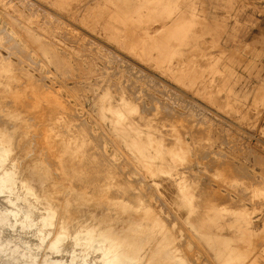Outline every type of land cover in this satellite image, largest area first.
<instances>
[{"label": "bare ground", "instance_id": "bare-ground-1", "mask_svg": "<svg viewBox=\"0 0 264 264\" xmlns=\"http://www.w3.org/2000/svg\"><path fill=\"white\" fill-rule=\"evenodd\" d=\"M32 1H34V0H32ZM56 1L58 2V4H59L58 6L60 8H66V6L68 4H70V2H72V4H73V2H76L77 4L79 2V0H56ZM93 1H95V0H93ZM182 1L183 0H99V2L97 4H94L93 6L82 7V9L78 11L79 13L83 12L85 14L86 13L91 14L90 15L91 18L89 20H87L89 22H86L87 25L92 30H94L95 33L98 32V34L102 38L106 39L107 41L114 43L123 52V54L125 53V54H129L131 56L135 55V56H133V57H135V59H136V57L138 58V56L140 55L143 60L147 61V64L149 66H153V68H155V70L157 69L161 73V77H162L161 79L162 80L158 79V77L155 78L152 75L149 76L150 74L148 75V73L145 70H143L141 67H140L141 70H140V68L138 69L137 67H135V70L141 72L143 77L144 76L147 77L146 80H148V81L146 83L148 85L154 86V88H155V91L152 90L153 88L147 89V87H146L145 88L146 90H144V88H143L142 92H145L146 94L149 95L148 96L149 99H146V100L144 99L143 96H139V95L136 97L131 96L127 92L125 87L121 84L117 87V89L115 91H113V92H115L114 94L111 92L112 90L109 89L114 84L109 85L108 86L109 88L105 87L104 82L103 81L101 82V80L98 81L99 80L98 78L96 79V82H94L92 84V90L95 93H97V95L100 94L99 97L96 98L97 100H95V102L99 104L101 114H100V119L95 118L96 120L95 119L92 120L93 118L92 119L90 118L91 124L93 121H95L94 123H96L98 125V131H101L102 135H104L102 137H104L106 141L103 138V141H105V142H103V141L102 142L104 144L99 143V144L103 145L100 148L104 147L103 148V149H105V150H103L104 153L112 154L116 158L117 157H123L129 163V166L131 167L132 174H129V175L126 174L125 175V174H123L124 173L123 172L122 175H125L123 177L121 176V171L119 170V169H123V168H120L121 166H119L121 159H119L120 160L119 164L116 165L115 163H117V162H114V160L117 161L116 158H113V156H111L112 157V158L110 157L111 159L105 160L106 156H105V154L102 153V155L105 156V159H103V161L105 160V166H103L104 164L102 163V160H101L103 157L100 154V152L97 151V148L95 150L97 153L99 152V154L101 155L100 157H102V158H100V159L99 158L95 159V157L98 155L97 154L96 156H94V159L92 160L94 153H91V152H94V149H93V151H91V147L89 148L90 152L88 150H87L88 152H86V150H85L86 146L90 145V142H91L90 139L91 138L88 139L87 142H85L84 139H86L87 136L89 137L90 134L89 135L86 134V136L84 135L86 138L85 137L83 138V132L84 131L81 132V130H79L80 132L75 135V133L77 131L74 128L75 124H74V122H72V120L74 119V121H75V118H73V117H75V113L79 111V109H78V111L75 110L78 107V105H76L78 103L77 102H76V104L74 103L76 105L75 106L76 108L72 107V106H74L72 104V102H71L72 106L69 105V102H67L66 99L62 98L63 97L62 94L64 91V92H67V94L69 96H74V98L76 97L77 99H78V95H75L76 93H75V90L73 88H70L66 85V83H65L66 79H63V78L59 79L60 77L57 78V79H59L58 81L60 82L61 88L58 86L60 88V90L59 89H58L59 91H57V89L54 90L53 88L56 87V85L53 84L54 85L53 88L51 85L54 81V80L52 81L53 78L50 77L51 82H52L51 84L48 85L46 83V85H45L43 83L44 81H46L45 79L39 78V80H37V78H36L37 76L35 77V75L30 74V71L25 70L26 68L23 67V63H21L23 61L20 58V57H22V55H20V52H22V50H18L19 51L18 53L20 55V57L18 56V58H20V60L16 61V63L13 62L14 60L9 57V55L13 54L12 52H10L11 54L9 53V55L7 53L8 56L4 55L6 57H4L2 53H0V94H1L0 97H3L5 92H8V93L10 92V94H11V92H14L12 95L14 96V94H17V96H19L22 101L19 98H16V99L20 100V102L23 103L24 107L27 105V103H29L28 99L33 98V101L30 100V102H32V103H30V104H32V106L29 105L30 107L28 106L29 109H26V111L24 110V107H22L23 108L22 109L20 106H19L20 107L19 109H22V110H18L16 108H14L15 110L13 109V111H10L11 109H8L10 107L9 105H8L9 106L8 108L6 107L7 111L9 110L8 113L6 112V110H4V111L0 110V112L3 111L2 112L3 114L7 113L6 115L10 116L12 122L22 123V125H20V126H17L18 124L17 125L12 124L13 126H8L4 121L6 118H4V120H2V118L0 117V195H3V199L7 202V205L0 202V264H9V263L10 264H90L91 263L90 261L92 258L94 259V262H93L94 264H192V263H189L190 262L189 260H187L186 255L188 256V254L185 255V254L180 253L179 245L181 243L179 244L177 242L179 244V245L177 244L178 247L176 245L175 246L173 245V242L175 240L174 239L175 233H177L178 236H182L184 234V232L182 230H179V229H178L179 231L167 230L166 228L168 225L165 222L166 216L163 218L162 214H159L158 217L157 216L154 217L151 214L152 217H154V218H152L151 215H148L149 217H146V218H150V219H152V221L141 220V221L131 223L127 229H117L116 225L114 223V219L112 218L114 214L112 215L111 212L108 214L106 213V215H104L102 217H98V215L95 212L88 211L87 213H85L82 209V207L85 205V202H88V201H89V203L92 201L93 202L95 201V203L97 205L109 204V205H111V207L113 206L115 208H119L121 210V211L120 210L119 211L122 212V214L128 212L133 207L135 208L137 206H140L142 208L144 205L147 206V201L149 199L146 200L147 198L146 199L144 198L146 196L145 191H144V193L142 192V194H145V196L143 195V198L146 200V202L144 199H142V195H140V192H136V191H139V190H137L139 187L137 184L134 185V190L136 189L135 186L137 185L136 186L137 189L135 190V195L137 193V196L133 197L132 196L133 194L131 195V191L128 189L129 188L128 185H130V183H131V185L133 187L134 183H132V181L131 182L127 181L128 183L126 182L127 183V185H126L125 184L126 180L123 183L122 179L119 180V178H118V180H117V176L120 174V176L122 178H124L128 175L127 177L129 178V181L132 180L134 177H136L137 180H139V177L143 179V177L145 178V176H146V175L143 176V174H145V173H142L143 167H146L148 169L151 166L152 167L156 166L158 168V172H157L156 168H154V167L151 169V170H154V169L156 170L157 178L151 177L153 179L151 184H153L155 186V189L152 188L153 194H151V193L150 194L152 196L155 195V197H157L158 199H161L160 201L162 202L161 204L163 205V207L160 209V213H166V214L171 213V215H173L177 219V221L179 222L180 219L184 218L181 214V211L183 209L188 208V211H190V213H191V211L194 210L192 208L193 203H192V201L189 200L191 197L190 198L187 197L188 195H190V193H189L190 187L188 188V186H186L187 184H185V183H187L188 180H184L182 183V180H180L181 177L179 178V176H180V173H182V174L189 173L188 171H190V172L193 171L192 173H194V171H196V168L191 164L189 167L190 170L187 169L188 171L185 170V168L178 170L177 169L179 167L178 164L176 165L177 168L173 167L174 165L171 164L172 160L170 158H167V155H166V153L169 151L167 149H165L166 143H164L165 138H163V134L165 132L163 133L162 131H163V129L165 130V128H162L160 126L162 128V130H161L160 128L157 127V125H155V123L157 122L156 118H152L153 120L155 119L154 121H156V122L153 121L154 123L152 122V120H149L150 117L149 118L147 117L148 119H146V122L141 121V120H144L146 116L144 117V119L142 118L140 120V118L142 117L141 113H142V111H144L147 108V103L149 101H151L154 104V100H158V102H159V101H161L160 99H162L161 97H160V99L157 98L155 95H154L155 96L154 97L153 93H155V94L158 93V94H163V95L170 93L169 91H165V89L168 90V88H169L167 86L168 85L167 82H165V81H171V82H176L179 84H184L187 88L189 87L188 88L189 90H191L197 94H202V93L205 94V92H208V90H207L208 76L210 75L211 72H213V70H215V71L217 70V69H213V67H211L210 70L211 69H213V70H211L208 73L209 75H206V73H204V71H202L201 68L199 70L197 69L193 60H189L183 55L179 45L180 44H187L189 42V40H190L189 38H191V36L193 35V33H192L193 30L191 28L192 25H190L189 23H186L185 11L187 10V8L185 5H187V4L183 3ZM5 2H6V0H5ZM17 2H18V0H17ZM50 3H51V1H50ZM21 4H22V2H21ZM191 4H189V5H191ZM90 5H92V4H90ZM42 7H44V6L42 5ZM70 8H72V7H70ZM90 10H91V12H90ZM40 13H43V12H40ZM188 13H191L190 10ZM45 14H47V13H45ZM80 14L82 15V13H80ZM74 15H77V14H74ZM81 15H78V16H81ZM45 17H46V15H45ZM45 17H44V19H46ZM92 17H95L96 19L94 18L95 20H92L93 19ZM74 18H76V17H74ZM82 20L85 21L84 18ZM47 21H48V19H47ZM45 22H46V20H45ZM63 24H64V22H63ZM59 26H60V24H59ZM66 26H68V24ZM70 26H72V25H70ZM88 26H87V28H88ZM2 28H4V27H2ZM4 29H7V28H4ZM79 31H81V30H79ZM6 32L9 33V31H6ZM81 32L84 33L85 31L84 32L81 31ZM87 32H90V31H87ZM8 33H6V34H8ZM98 34L96 37H98ZM16 35L17 34L12 35V39L14 42H18L19 40L23 41V39H21V38L20 39L16 38ZM41 36L38 35L36 37L38 40H40V39H42ZM100 36H99V38H100ZM91 39H89V41ZM86 41H88V39ZM5 43H7V41ZM20 44H22V43L21 42L19 43V47L11 46V49H8V52H9V50H13V49L16 50V49L20 48ZM7 45H10V44H7ZM101 45H102V43H101ZM58 46H60V45H58ZM23 47L26 49L28 48L27 44L24 46H21L22 49H23ZM30 49H31V51H34L36 53V55H38L37 57H35V59H38V65L40 67H42L43 65L45 66L46 62H44L42 60V57L39 55V52L35 49H32V48H30ZM107 50H108V48H107ZM42 51L44 53L45 58L50 61V58H49V55L47 54V52L45 50H42ZM15 53H14V55H17V52H15ZM118 53H119V51H118ZM132 53H134V54H132ZM29 55L31 56V54H29ZM136 55H138V56H136ZM109 57H111V56H109ZM117 57H118V55H117ZM117 57H115V58H117ZM184 57L186 59H184ZM105 59H106V57H105ZM122 60H123V58H122ZM113 61H114V59H113ZM116 61H118V60H116ZM138 61H139V58H138ZM145 61L143 63L145 64V66H147ZM35 62H37V61H35ZM112 62H109L108 65H110V63H112ZM120 62H121V60H120ZM128 62L130 63V61H128ZM135 62H136V60H135ZM215 63H212V64L215 65ZM34 65H33V67H34ZM121 66L122 65H120L119 67H121ZM210 66H211V64H210ZM30 67H32V66H30ZM214 67L216 68L217 66H214ZM36 68H38V67H36ZM129 68H130V66H129ZM133 68H134V66H133ZM124 69L125 68H123V70ZM127 69H126V71H128ZM45 70H47L46 72H48V69H45ZM207 70L205 68V72ZM37 71H38V69H37ZM49 71H50V68H49ZM42 72L43 71H41V73L39 72L40 75L42 74ZM46 72H43V74H45ZM48 74H52V73L49 72ZM48 74L46 75V77L48 76ZM52 75H54V73ZM129 75H130V73H129ZM198 75L202 76L200 85L197 84V76ZM46 77H44V78H46ZM102 79L106 80L107 78H102ZM127 80H128V78H127ZM59 82L58 83L56 82V83L59 84ZM50 85H51V88L48 87ZM177 87H178V85H177ZM115 88H116V86H115ZM102 90L103 91L105 90V93H103ZM214 91H215V89H214ZM31 95H32V97H30ZM206 95H207V93H206ZM15 96H14V98H15ZM166 96H168V95H166ZM166 96H164V97H166ZM187 97H188V95H187ZM6 98L7 97L4 96V99H6ZM74 98H73V101L76 100V98H75V100H74ZM6 100L8 101L9 99L7 98ZM6 100H5V103H6L5 105H7L11 101L10 100V101L6 102ZM43 100H45V101L48 100L50 103H53V106H55V105L58 106L59 108L58 107L57 108H58V110L60 109V111L58 113L56 111V113L54 115L50 116V112L53 110H56V107L53 110L50 109L51 111L48 113V115L50 117L46 118L47 116L45 117V115H47V114H45V113H47L48 111L45 112L46 109H44L43 108L44 106H42V105H46L43 102ZM78 100H80V99H78ZM164 100L166 101L167 99L164 98ZM169 100H170V98H169ZM80 101H82V100H80ZM12 102H14V101H11L10 103H12ZM17 102L18 101L16 100L15 103L19 104ZM81 103L82 102H80L79 106L83 105ZM187 103H186V108L188 105ZM221 103H222V101H221ZM160 104L161 103L159 102V105H158L159 107H160ZM165 104H167V103H165ZM179 104H182V103H179ZM179 104H177V106H179ZM0 105H2V107L0 106V108H3V109L5 108V105L3 107V102H0ZM20 105L22 106V104H20ZM53 106H52V108H53ZM148 106L151 107V105H148ZM161 106H162V104H161ZM166 106H168V105H166ZM12 107H13V105H12ZM31 107H34V108H32L34 110H32ZM35 107H36V109L41 108V110L37 111L38 112L37 114L41 115V116L39 118L38 117L32 118L33 114L31 113L32 114L31 118H28L29 113L26 115V113L28 112L27 110H29V112L31 110L36 111ZM179 107H181V109H182L180 111L183 112L184 107L183 108H182V106H179ZM49 108H50V105H49ZM80 108H82V107H80ZM205 108H206V106H205ZM85 110L87 111V109H85ZM155 110L156 111L154 113H152V111H151V113L154 115L156 113H159V112H157V110H159V109H155ZM161 110L162 109L160 107V111ZM170 110L168 109L166 111H170ZM173 110H175V107ZM177 110H179V108ZM163 111L164 110H162V113H163ZM166 111H165V113H167ZM190 112H189V114H190ZM90 113H91V111H90ZM90 113H88V114L90 115ZM151 113H149L150 116H151ZM172 113H175V111ZM177 113H178V111L175 114H177ZM186 113H183V115ZM191 113H193V112H191ZM194 113H195V111H194ZM136 114H138V115H136ZM179 114H182V113H179ZM143 115H144V113H143ZM145 115H147V114L145 113ZM183 115H181V117H183ZM200 115L202 116L203 114H200ZM5 116H3V117H5ZM77 116H78V114H77ZM92 116H94V115L92 114ZM159 116H161L160 113H159ZM162 116H164V115H162ZM166 116H167V114H166ZM166 116H165V118H166ZM193 116H194V114H193ZM207 116H209V115H207ZM69 117H71V118L69 119ZM83 117L84 116H82V118ZM170 117L171 116L169 115V118ZM194 117H196V116H194ZM194 117H193V119H194ZM161 118L162 117H160V119ZM165 118L163 117V119H165ZM169 118L167 121H169ZM171 118L174 119V116ZM184 118L186 119V117L184 116L182 118V120ZM197 118H198V116H197ZM207 118H209V117H207ZM84 119H85V122L88 120L86 118H84ZM176 119L177 118H175V121H176ZM201 119H204V117ZM212 119H215V118H212ZM182 120L180 119V123L184 124L185 121L183 120V122H184L183 123ZM195 120H196V118H195ZM226 120H227V118H226ZM6 121H7V119H6ZM167 121H163V122L166 124L171 123V121H170V123L169 122L167 123ZM186 121L188 122V119ZM203 121H205V120H203ZM189 122H190V120H189ZM211 122H212V120H211ZM227 122L230 123L229 121H227ZM75 123H77V122H75ZM89 123H87V124H89ZM162 123H161V125H162ZM177 123H179V122H177ZM199 123L201 124V122H199ZM203 123H206V122H203ZM203 123L201 125H203ZM83 124H85V123H83ZM176 124H175V127H176ZM186 124L188 125V123H186ZM200 124H198V125L201 126ZM205 125H204V127H205ZM215 125H216V123L212 126H215ZM220 125H222V124H220ZM92 126H93V124H92ZM207 126H209V125H207ZM166 127H167V125H166ZM169 127L171 128V126L168 125L167 128H169ZM183 127L184 126H182L181 128H183ZM202 127H201V130H202ZM210 127H211V125L209 126V128ZM90 128L92 129V127H90ZM216 128H218V127H216ZM223 128L225 131H227L225 127H223ZM108 129L114 130V132L116 133V136H117L116 140H114L110 136ZM178 129H180V128H178ZM204 129H207V127ZM238 129L240 130V128H238ZM85 130H86V128H85ZM185 130L187 131V129H185ZM212 130H214V128ZM88 131L89 130H87V132ZM181 131H179V132H181ZM188 131H191V130L188 129ZM200 131H199V133H200ZM206 131H205L204 135L207 136L209 134V132H207L208 134H206ZM221 131L222 130L220 129L219 133H221ZM225 131H224V133H225ZM70 132H71L70 137H68V133H70ZM167 132H170V131L168 130ZM195 132H193L194 135H195ZM170 133L167 135L169 136ZM175 133H177V132H175ZM59 134H62V137L61 138L59 137L60 139L57 140L58 138H55V136H57ZM97 134L95 136V132H94V134H93L94 138L95 137L97 138ZM201 134H202L201 137L203 138V133H200V135ZM175 135H174V137H175ZM180 135H179V137H180ZM210 135H211V133H210ZM99 136L101 137V133ZM235 136H236V134H235ZM100 137H99V141H100ZM176 137H178V136H176ZM179 137H178V139L181 138V137L180 138ZM198 137H199V135H198ZM204 138H205V136H204ZM196 139H197V136H196ZM92 140H94V139H92ZM180 140L182 141L183 137ZM92 143H95V142L93 141ZM182 143H183V141H182ZM182 143H180V145H182ZM187 143H189V141ZM187 143H185V145H184L185 148L184 147L182 148L180 145H179V147H180V149H184L183 150L184 152H182V154H185V151H187L186 153L188 156L190 154V153L188 154V150H190V148L188 150H185ZM95 144H97L99 146L98 143H95ZM167 144H166V146L169 147L170 143H169V145H167ZM235 144H237V143H235ZM190 145H189V147H190ZM90 146H92V145H90ZM110 146H113V148H115V149L113 150V148H112V150H109ZM171 146H173V145H171ZM124 147H127L129 151L123 150ZM175 147H176V144H175ZM180 149H177V151ZM248 149H250V148H248ZM240 150L241 149H239V151ZM101 151H102V149H101ZM212 151H211V153H212ZM89 153L93 154V155L89 156L90 160L87 156H85V154H89ZM178 153H179V151L176 152V154H178ZM180 153H181V150H180ZM206 154H208V153H206ZM177 156L179 157V154ZM205 156H207V155H205ZM107 157H108V155H107ZM180 158H181V156H180ZM185 158H187V157H185ZM204 158H203V160H204ZM206 158H208V160L206 159V161H209V157H206ZM175 159L177 162L178 158L175 157ZM214 160H212L211 163ZM92 161L95 162V165L93 164ZM100 162L102 163V166H100V164L99 165L97 164ZM122 162L125 163L124 160ZM181 162H183V161H181ZM202 163H204V162H202ZM141 164L143 165V167H141ZM182 164H184V166L187 167V164L185 165V163H181L179 165H182ZM209 165H211V164H209ZM258 165H260V163ZM262 167H263V165H262ZM146 168H145V170H147ZM179 168H181V167H179ZM199 169H198V171H199ZM201 171H202V169H201ZM152 172H149V173H152ZM154 173H155V171H154ZM120 176H118V177H120ZM147 176H149V175L147 174ZM152 176H155V175L152 174ZM162 176H165L166 178H161ZM187 177H188V179H190L189 175H187L185 178H187ZM191 177H193V176H191ZM182 178H183V175H182ZM185 178H183V179H185ZM196 178H195V180H196ZM142 179H140L139 181H140L141 185H144L143 184L144 180H142ZM197 180H198V178H197ZM117 181H119L120 183ZM135 182H137V181H135ZM117 183H119L118 186H117ZM144 183H147V182H144ZM196 183H194V184H196ZM198 184H201V183L199 182ZM153 185H152V187H153ZM190 185H192V184H190ZM114 186H116V188H114ZM125 187H128L126 189L128 192L130 191L129 192L130 194L129 193L127 194ZM28 188L30 189V193H34L36 195L35 196L36 199L30 197V195H29L30 193L27 191ZM114 189H115V191L118 190L121 194L118 196V194H119L118 193L117 197H115L113 195ZM124 189H125V191H124ZM190 189H192V188H190ZM195 189H196V187L192 189L194 192V195H195ZM208 189H209V187H208ZM134 190H132V191H134ZM149 190H151V189H149ZM187 190H188V192H187ZM125 192L129 196H126ZM197 192H196V194H199ZM116 193L117 192H115V195H116ZM123 193L125 195H123ZM138 194L141 197L138 196ZM196 197H198V195L197 196L195 195V198ZM34 201H35V203H34ZM194 203H195V201H194ZM196 203H197V201H196ZM3 208H7V210H5ZM8 208L10 211H8ZM40 208L43 210L46 208H52L54 210V213L56 214L55 219L52 221H47V220L42 221L39 217ZM107 208H109V207H107ZM110 208H109V210H110ZM147 208L149 209V207H147ZM143 209H145V208H143ZM11 210H12V212H11ZM117 210L118 209H116V214L119 213V212H117ZM140 210L141 209L139 208V211ZM150 210H152V209H150ZM139 211L137 210V213L139 215H141V213H139ZM14 212H16L17 214H15ZM157 212L159 213V211H157ZM12 214L13 215L15 214L14 216H17V215L18 216L13 217V219H12L13 221L11 220L14 227H12L10 229L11 226L9 227V225H12V224H8V220L10 219V216ZM133 215H135V214H133ZM117 216H119V219H120L121 215L117 214ZM189 218H190L189 215H187L185 217V219H186L185 221L188 222ZM150 219H148V220H150ZM22 222L25 223V226H23L22 229H20V225ZM178 222L172 223V226L173 227L177 226ZM168 227H169V229H171L170 225ZM82 230H89L94 234V236H97V237L99 236L100 239L90 241V242H86L83 239H75L72 241V240H67L64 236L67 234H70V235L79 234V232ZM50 236L52 237V239L50 238ZM185 240H183V242H185ZM65 241H66V243H64ZM103 242H106L107 247L103 246ZM227 242L228 241H223L224 244L221 245L222 250L231 251L230 249H228ZM113 247L117 248V250H115V249L111 250L110 249ZM42 248H45L46 250H44L45 252L43 251L44 254H39L40 250ZM187 249H191V243H188ZM231 255L232 254H220V260L222 261L221 263L222 264H244V260L238 261L235 258H231ZM194 261H195V258H194ZM192 262H193V260H192ZM197 263L199 264V262H197V260H196V264ZM194 264H195V262H194Z\"/></svg>", "mask_w": 264, "mask_h": 264}, {"label": "rangeland", "instance_id": "rangeland-1", "mask_svg": "<svg viewBox=\"0 0 264 264\" xmlns=\"http://www.w3.org/2000/svg\"><path fill=\"white\" fill-rule=\"evenodd\" d=\"M8 1L9 0H6V2H5V0H0V25H1L0 26V50H1L0 53H2L4 56V55H7V53L9 55V53L12 52L13 54L10 53L11 55H9V57L11 59H13L14 61L13 60L12 61L15 63H16V61L20 60V58H21L23 61L21 63H23V67L26 68V69L25 68L24 69L30 71V74L35 75V77L37 76L36 77L37 80H39V78L45 79L46 81L43 82L45 85H46V83L48 85L51 84L52 82H51L50 77L53 78L52 81L53 80L54 81L51 84L52 88L54 87V85H56V87H57V88L54 87L53 88L54 90L57 89V91H59L61 88L60 82L58 81L59 79H61V78L66 79V82H65L66 85L70 88H73L75 90V93H76L75 95H78V99L82 100V101H80L76 97H75L76 98V100H75L74 96H69L67 94V92L63 91V94H62L63 97L62 98L66 99L67 102H69V105L72 106V104H73L74 106H72V107H75L76 105H78L77 109H75V110L78 111V109H79V111L76 112L75 117H73V118H75V121H74V119L72 120V122H74V124H75V125L73 124L75 126V127L74 126L73 127L77 131L75 133V135L80 132L79 130H81V132L86 131L85 133L83 132V138L86 136V134L87 135L90 134L89 137L88 136H87V138L85 137L87 140L86 139H84V140H85V142H87L88 139L91 138L90 139L91 140L90 145H92L93 147L90 145H87L85 150H86V152H88V151L90 152L89 148L91 147V151H93V149H94V152H91V153H94V155L89 153V154H85V156H87L89 158V156L93 155V158L91 157L93 160L94 156H96L98 154L95 157V159H97V158L100 159L103 157L101 160H102V163L104 164L103 166H105V160L111 159L112 158L111 156H113V158H116V157L112 154L104 153V151H103V150H105V149H103L104 147L100 148L103 145H101L99 143H103L106 140L104 137H102V136H104V135H102V132L98 131V125L96 123H94L95 121L92 122L93 126L91 124L90 118L91 119L93 118L92 120H94L95 118L100 119V114H101L100 108H99L100 106L98 103L95 102V100H97L96 98H98L100 94L97 95V93H95L92 90V84L94 82H96L97 78L99 79L98 81L101 80V82L102 81L104 82L105 87H108L109 85L114 84L116 86V88L114 85H112V87H110V88L108 87L109 89L112 90L111 92L113 94L115 93L113 91H115L117 89V87L121 84L125 87V89L127 90V92L131 96H133V97H136L138 95L143 96L144 99L146 100V99H149V97H148L149 95L146 94L145 92H142L143 88H144V90H146L145 89L146 87H147V89L153 88L152 90H154V91H155V88H154V86L148 85L146 83L148 81V80H146L147 77L146 76L143 77L141 72L135 70V67H137L138 69L141 67L143 70H145L148 73V75L150 74L149 76L152 75L153 77H155V78L158 77V79L162 80L160 71L157 69L155 70V68H153V66H149L147 64V61L143 60L140 55L139 56L136 55L139 58V61H138L137 57H136V59H135V57H133L135 55L131 56V55L125 54V53L123 54V52L114 43L107 41L106 39L102 38L98 34V32L95 33V31L92 30L87 25L86 22H89L87 20H89L91 18L90 17L91 14H89V13L85 14L83 12H80V13H82V15H81L78 11L81 10L82 7L93 6L94 4H97L99 2V0H95V1L91 0L92 2L90 0H79V2H78L79 5L76 2H73V4H72V2H70V4H68L66 6V8H60L58 6L59 4L56 0H36V1L35 0L34 1H32V0H28V1L27 0H18V2H17V0H13V1L10 0L9 2ZM50 1H51V3H50ZM21 2H22V4H21ZM182 2L187 4V5H185L187 8V10L185 11L186 23H189L190 25H192L191 28L193 30L192 31L193 35L191 36V38H189L190 40L188 39L189 42L187 44H180L179 45L183 55L187 59L193 60L197 69L199 70L201 68V70L204 71V73H206V75H209L208 73L213 69H217V70L216 71L213 70V72H211L210 75L208 76V79H207L208 80V84H207L208 92H205V94L202 93L203 95L197 94V93L189 90L188 89L189 87L187 88L184 84H179L176 82L164 80L165 82H167V84H168L167 86L169 87L168 90L165 89V91L170 92V93L166 94L168 96L163 95V94L153 93V96L155 95L157 98L160 99V97H161L163 99V100L160 99L162 102L159 101L162 104V106L160 104V107L162 110H164L163 113H162V110L160 111V107L158 106L159 105L158 100H154V104L151 101H149L147 103V108L144 111H142V113H141L142 117L140 115L139 116L141 117L140 120L142 118L144 119V117L146 116L144 120H141L143 122L144 121L146 122V119H148L149 117H150L149 120H152V122L155 120V119L153 120L152 118H156L157 122L154 121V122H156L155 125H157V127L160 128L161 130H162V128H165V130L163 129V131H162L163 133L164 132L166 133V134L165 133L163 134V138H165L164 143H166V144L168 143L167 145H169V143H170L169 147L166 146V144H165V149H167L170 152V153L167 152L168 154L166 153V155H167V158H170L172 160L171 164L174 165L173 167H176V165L178 164V166L181 167V168L176 167L178 170H181L183 168H185V170H187V169L190 170L189 167L191 164L196 168L197 172L194 171V173H192L193 171L190 172L187 170L190 174L192 173L193 175L192 174L190 175L189 173H185V174L180 173V176H179V178L181 177L180 180H182V183L184 180H188L187 183H185V184H187L186 186H188V188L190 187L193 189L196 187L195 195L196 196L198 195V197L195 198L194 192L190 188H189L190 195H188L189 193L187 194L188 195L187 197H189V198L191 197L189 200L192 201L193 204L191 202L190 203L192 204V208L194 210L192 209L193 211H191V213H190V211H188V208L183 209L181 211V214L184 218L180 219V220L178 219L179 222L177 221V219L173 215H171V213H168V214L160 213V209L163 207V205L161 204L162 202L160 201L161 199H158L157 197H155V195H153V196L151 195V194H153L152 188L155 189V186L153 184H151V182L153 180L151 177L157 178L156 173L158 172V168L156 166L155 167L153 166L154 168H156V170H157V172H156L155 169L151 170L153 168L152 166L149 167L148 168L149 170H148L146 167H143V165L141 164V167H143V170H142L143 172L142 171L141 172L145 173V174H143V176L146 175L145 176L146 179L144 177H143V179L139 177V180L140 179L144 180L143 181L144 185H141L140 181L137 180L136 177H134L133 179L131 178L132 180L129 181V178L127 176L129 174H132L131 167L129 166V163L123 157H117L116 158L117 161L114 160V162H117V163H115L117 165L120 162L119 159H121V162L119 164V166H121L120 168H123V169H119L121 171V176L123 177L126 174H128V175L126 177L122 178L119 174L118 176H120V177L117 176V180H118V178H119V180L122 179L123 183L126 180L125 181L126 185L128 182H131V181H132V183H134L133 187H132L131 183H130L131 186L128 185L129 188L125 187V189L128 188L131 191V195L133 194L132 195L133 197L137 196V193L135 195V190L137 189L136 186L138 185L139 187L137 190H139V191H136V192H140V195H142V199H144V198L145 199L147 198L146 200L149 199L147 201V206L144 205L142 208L140 206H137L135 208L133 207L128 212H126L127 214L126 213L122 214V212H120L121 210L119 208H115L113 206L111 207V205H109V204L97 205L95 203V201L94 202L92 201L90 203L88 201V202H85V205L82 207V209L85 213H87L88 211H93L98 215V217H102V216L106 215V213L108 214L111 212L112 215L114 214L116 216L115 217L113 215L112 218L114 219V223H115L117 229H127L131 223L141 221V220L152 221V219L146 218V217H149L148 215H151V214L154 217L155 216L158 217L159 214H162L163 218L166 216L165 222L167 223V225L171 226V229H169V227L167 226V228H166L167 230H169V231L170 230L171 231L182 230L184 232V234L182 236H178L177 233H175V236L173 235L174 239H175L173 242V245L177 246L178 243L179 244L181 243L180 245L178 244L179 248H180V253L185 254V255L188 254V256L186 255L187 260H189L190 261L189 263H192V264H194V262L196 264V260H197V262H199V264H201V263L202 264H207V263L208 264H222L221 263L222 261L220 260V254H232L231 258H235L238 261L244 260V264H264V183H263L264 182V0H183ZM90 4H92V5H90ZM189 4H191V5H189ZM42 5L44 7H42ZM23 6L25 8L26 7L27 8L25 9ZM70 7H72V8H70ZM189 10L191 13H188ZM40 12H43V13H40ZM90 12H91V10H90ZM45 13H47V14H45ZM33 14L36 17L37 16L38 17L36 18ZM74 14H77V15H74ZM45 15H46V17H45ZM78 15H81V16H78ZM44 17L46 19H44ZM74 17H76V18H74ZM83 18L85 21L82 20ZM92 18H93L92 20L96 19L95 17H92ZM47 19H48V21H47ZM45 20L47 23L45 22ZM63 22H64V24H63ZM59 24H60V26H59ZM67 24H68V26H66ZM70 25H72V26H70ZM87 26H88V28H87ZM2 27L7 28V29H4ZM79 30H81L83 32L85 31V32L82 33ZM6 31H9L10 34ZM87 31H90V32H87ZM6 33H8V34H6ZM13 34H17L19 37L16 35V38H19V39L21 38V39H23V41L18 39L19 40L18 42H14L12 39ZM97 34H98V37H96ZM38 35H40V36L42 35L41 36L42 39L38 40L36 37ZM99 36H100V38H99ZM87 39H88V41H86ZM89 39H91L90 40L91 42L89 41ZM6 41H7V43H5ZM20 42L22 43V44H20V48H18L16 50L12 48L13 50H9V52H8V49H11V46L19 47ZM101 43H102V45H101ZM7 44H10V45H7ZM23 44L24 45L27 44L28 48L30 47L32 49L37 50L39 52V55L42 57V60L44 62H46L45 66L47 68L44 65L42 67H40L38 65V59H35V57H37L38 55H36V53L34 51H31L30 48L26 49L23 47V49H22L21 46H24ZM58 45H60V46H58ZM107 48L109 51L107 50ZM18 50H22V52H20V55H22V57H20ZM42 50H45L47 52V54L49 55L50 61L45 58ZM118 51H119V53H118ZM15 52H17V55H14ZM29 54H31V56ZM132 54H134V53H132ZM117 55H118V57H117ZM18 56L20 58H18ZM109 56H111V57H109ZM4 57H6V56H4ZM105 57H106V59H105ZM115 57H117V58H115ZM185 57H184V59H186ZM122 58H123V60H122ZM113 59H114V61H113ZM116 60H118V61H116ZM120 60L123 64L120 62ZM135 60H136V62H135ZM35 61H37V62H35ZM128 61H130V63ZM144 61L146 62L147 66H145V64L143 63ZM109 62H112V63H110V65H108ZM212 63H215V65ZM210 64H211V66H210ZM33 65H34V67H33ZM120 65H122V66L119 67ZM30 66H32V67H30ZM129 66H130V68H129ZM133 66H134V68H133ZM214 66H217V67L215 68ZM36 67H38V68H36ZM122 67L125 69L123 70ZM211 67H213V69L210 70ZM49 68H50V71H49ZM141 68H140V70H141ZM205 68H206V70L208 69L206 72H205ZM37 69H38V71H37ZM45 69H48V72H46L47 70H45ZM126 69L129 72L126 71ZM41 71L46 72L47 74L49 72L52 74L54 73V75L48 74V76L46 77V75H47L46 73H45L46 74L45 75L42 72V74L40 75ZM129 73H130V75H129ZM44 77H46V78H44ZM57 78H59V79H57ZM102 78H107V79L103 80ZM127 78H128V80H127ZM201 79H202V76L198 75L197 76V84L200 85ZM56 82L57 83L59 82V84H57ZM176 84L178 85V87ZM51 85L48 87L51 88ZM214 89H215V91H214ZM102 92L105 93V90L104 91L102 90ZM7 93L8 92H5L4 96L9 99L8 101L11 100L14 102H12L13 103L12 104V103H10L11 102L10 101L7 105H5L6 104L5 100L7 98L4 99V96L0 97L1 98L0 102H3V107L5 105V108L4 109L0 108V110H3V111L6 110V112L8 113L9 110L7 111V108L9 106L11 107V108L10 107L8 108V109H11L10 111H13L14 108H16L18 110H22L23 109L22 107H24V106H23V103L20 102L21 98L19 96H17V94H14V96L16 95L14 98V96L12 95L14 92H11V94H10V92L8 94ZM206 93H207V95H206ZM187 95H188V97H187ZM0 96H1V94H0ZM164 96H166V97H164ZM30 97H32V95ZM163 97L166 98L167 100L165 101ZM168 97L170 98V100ZM16 98H19L20 100H18ZM73 98L75 101H73ZM16 100L18 101L17 103H19V104L15 103ZM30 100L33 101V98L28 99L29 103H27V105L24 107L25 111H26V109H29L30 106H32V104H30V103H32V102H30ZM8 101L6 100V102H8ZM221 101H222V103H221ZM43 102L46 104V105H42V106H44L43 108L46 109V111L44 109L43 110L45 112L48 111L47 113H45V114H47V115H45V117L47 116L46 118L50 117L51 115H54L56 113V111H57V113L60 111V109L58 110V108H59L58 106H56L55 104H54L55 106H53V103H50L48 100L47 101L43 100ZM71 102H72V104H71ZM76 102L78 104H76ZM80 102H82L81 104H83V105L79 106ZM165 103H167V104H165ZM179 103H182V104H179ZM186 103L188 104L187 108H186ZM20 104H22V106ZM177 104H179V106H182V108L184 107L183 112L180 111L182 109H181V107L177 106ZM12 105H13V107H12ZM49 105H50V108H49ZM148 105H151V107ZM166 105H168V106H166ZM0 106L2 107V105H0ZM19 106L22 109H19L20 108ZM52 106H53V108H52ZM205 106H206V108H205ZM55 107H56V110H53ZM80 107H82V108H80ZM174 107H175V110H173ZM32 108H34V107H31V109ZM84 108L87 109L88 112ZM176 108L177 109L179 108V110H177ZM35 109H36V107H35ZM50 109L53 111H51ZM155 109H159V110H157V112H159L161 116H159V113H156L155 115L152 114L156 111ZM168 109L169 110L171 109V110L166 111ZM32 110H34V109H32ZM32 110L30 112H29V110H27L28 112L26 113V115L28 113L30 114V115L28 114V118H31L32 114H33L32 118H37V117L39 118L41 116V115L37 114L38 113L37 111L41 110V108H37L36 111H32ZM89 110L91 111V113ZM193 110L195 111V113ZM151 111H152V113H151ZM165 111L167 113H165ZM174 111H175V113L178 111V113H177L178 115L175 113H172ZM190 111L193 113H191ZM2 112H0V115H1L0 117L2 118V120H4V118L7 119V121H6V119L4 121L8 126H13V125H17V124H18L17 126L22 125V123H19V122L18 123L12 122L10 116L6 115L7 113L3 114ZM49 112H50V116L48 115ZM189 112H190V114H189ZM88 113H90L91 116L93 114L95 117L94 116L91 117ZM143 113H144V115H143ZM145 113L147 115H145ZM149 113H151V116ZM179 113H182V114H179ZM183 113H186V114L183 115ZM77 114L80 118L77 116ZM138 114H136V115H138ZM166 114L168 117L166 116ZM193 114L196 117H194ZM200 114H203V115L201 116ZM162 115H164V116H162ZM169 115L171 117L174 116V119H172L171 117H170L171 118L170 119ZM181 115H183V117L184 116L186 117V119L185 118L183 119L185 121V123L183 122V120H182L183 117H181ZM207 115H209V116H207ZM3 116H5V117H3ZM82 116H84V117L82 118ZM165 116H166V118H165ZM197 116H198V118H197ZM160 117H162V118L160 119ZM163 117L165 119H163ZM193 117H194V119H193ZM203 117H204V119H201ZM207 117H209V118H207ZM70 118L71 117H69V119ZM84 118L88 119L86 121L87 123H89V122L90 123L87 124L85 122ZM168 118H169V121H167ZM175 118L178 119V120L176 119V121L179 123H177L175 121ZM195 118H196V120H195ZM212 118H215V119H212ZM226 118H227V120H226ZM180 119L182 120V122L184 124L180 123ZM187 119H188V122L186 121ZM189 120H190V122H189ZM203 120H205V121H203ZM211 120L213 123L211 122ZM81 121L85 124H83ZM161 121L162 122L167 121V123L168 122L170 123V121H171V123H170L171 125L166 124L164 122L162 123ZM198 121L201 122V124L203 122H206V123H203V125H201ZM227 121H229L230 123H228ZM75 122H77V123H75ZM160 122L162 123V125ZM174 123L175 124L177 123L176 127H175ZM186 123H188V125ZM215 123H216V125L212 126ZM165 124L167 125V127H168V125L171 126V128L170 127L167 128ZM198 124H200L201 126H199ZM220 124H222V125H220ZM181 125L184 127L181 128L182 127ZM204 125H205V127H204ZM207 125H209V126L211 125V127L209 128V126H207ZM202 126L204 128L207 127V129L208 130L210 129V130L208 131L207 129H204ZM88 127L89 128L92 127V129L91 128L89 129ZM201 127H202V130H201ZM216 127H218V128H216ZM223 127H225L227 131H225ZM85 128H86V130H85ZM178 128H180L182 131ZM213 128H214V130H212ZM238 128H240V130ZM183 129L184 130L187 129V131L185 130L186 131L185 132ZM188 129L191 131H188ZM220 129L222 130L221 133H219ZM87 130H89V131L87 132ZM168 130L171 133L167 132ZM93 131L95 132V136L97 133L99 135L101 133L102 138L98 134H97V138L96 137L94 138V135H93L94 132ZM179 131H181V132H179ZM199 131H200V133H203V138L201 137L202 134L200 135ZM205 131H206V134H208L207 132H209V134H208L209 136L207 135L208 137L206 135H204ZM224 131H225V133L227 132L228 134L227 133L225 134ZM243 131L244 132L246 131V132L244 133ZM108 132L114 140L117 139V136H116V133L114 132V130L108 129ZM175 132H177V133H175ZM193 132H195V135L193 134ZM169 133L173 138L170 135L169 136L167 135ZM210 133H211V135H210ZM70 134H71V132L68 133V137H70ZM235 134H236V136H235ZM174 135H175V137H174ZM179 135L181 138L183 137V140H182L183 143L180 140L181 138L179 137ZM198 135H199V137H198ZM176 136H178L180 139H178V137H176ZM196 136H197V139H196ZM204 136H205V138H204ZM59 137L61 138L62 134L55 136V138H58L57 140L60 139ZM99 137H100V141H99ZM103 138L105 141H103ZM92 139H94V140H92ZM93 141L95 143H98L99 146L95 143H92ZM188 141H189V143H187ZM179 142L182 143L183 146L180 145ZM234 142L237 144H235ZM185 143H187V145L191 144L190 147H189V145L188 146L186 145L185 150H188L190 148V150H188V154L190 153L188 156L186 153L187 151H185L186 155L182 154V152H184L183 151L184 149H180V147H179V145H180L183 148ZM175 144H176V147H175ZM171 145H173V146H171ZM96 148H97V151H99L101 155H102V153L105 154L106 159H105V156H103V155H102V157H100L101 155L99 154V152L98 153L96 152V150H95ZM112 148H113V146H110L109 150H112ZM176 148L181 150V153H180V150H178L179 151V153H178L179 157L177 156L178 154H176V152H178ZM248 148H250V149H248ZM101 149H102V151H101ZM114 149L115 148H113V150ZM239 149H241V150L239 151ZM123 150L129 151L127 147H124ZM211 151H212V153H211ZM206 153H208L209 155ZM107 155L109 158L107 157ZM205 155H207V156H205ZM180 156H181V158H180ZM184 156L187 158H185ZM175 157H177L179 161L177 160V162H176ZM206 157H209V161H206V159L208 160V158H206ZM203 158H204V160H203ZM103 159H105V160L103 161ZM122 159L124 160L125 163L122 162L123 161ZM211 159L212 160L215 159V160L211 163V161H212ZM89 160H90V158H89ZM181 161H183V162H181ZM202 162H204V163H202ZM102 163L100 162L97 164L98 165L100 164V166H102ZM181 163H185V165L187 164L188 168L186 166H184V164L179 165ZM208 163L211 165H209ZM259 163H260V165H258ZM93 164L95 165V162H93ZM262 165H263V167H262ZM145 168L147 170H145ZM198 169H199V171H198ZM201 169H202V171H201ZM154 171H155V173H154ZM149 172H152V173H149ZM122 173L125 175H122ZM147 174L149 176H147ZM152 174L155 176H152ZM186 174L190 176V179H188V177L185 178L187 176ZM182 175H183V178H185V179L182 178ZM165 176H162L161 178H166ZM191 176H193V177H191ZM194 177L195 178L197 177L198 180H197V178L195 180ZM135 181H137V182H135ZM117 182H119V181H117ZM144 182H147V183H144ZM199 182L201 184H198ZM119 183H117V186L119 185ZM194 183H196V184H194ZM135 184H137V185L135 186L136 189L134 190ZM190 184H192V185H190ZM152 185H153V187H152ZM207 186L209 187V189ZM114 188H116V186H114ZM125 189H124V191H125ZM131 189L134 191H132ZM149 189H151V190H149ZM118 190L115 191V189H114L113 195L115 197H117L118 193H119L118 196L121 194ZM27 191L30 193L29 188ZM126 191H127V189H126ZM144 191H145V194L147 197L145 196V194H142V192L144 193ZM115 192H117L116 195H115ZM129 192L127 191V194ZM187 192H188V190H187ZM196 192L199 193L200 195L196 194ZM125 194H126V192H125ZM125 194L123 193V195H125ZM127 194H126V196H129ZM29 195H30V197L36 199V197H35L36 195L34 193H30ZM140 195L138 194V196H140ZM143 195L145 196L144 198H143ZM146 200H145V202H146ZM194 201H195V203H194ZM196 201H197V203H196ZM0 202L7 205V202L3 199V195H0ZM34 203H35V201H34ZM107 207H109V208L111 207L110 210ZM147 207H149V209ZM139 208L141 209L140 211H139ZM143 208H145V209H143ZM3 209L7 210V208H3ZM116 209H118L117 212L120 213V214L119 213H117V214L121 215L122 218L120 217V219H119V216H117V214H116ZM136 209L139 211V213H141L142 216L137 213ZM150 209H152V210H150ZM8 211H10L9 208H8ZM157 211H159V213ZM11 212H12V210H11ZM14 213L17 214L16 212H14ZM133 214H135V215H133ZM14 215L12 214L10 216V219L8 220V224H12L13 217L18 216V215L17 216H14ZM152 215H151V217H152ZM187 215H189V217H190L188 219V222L185 221L186 220L185 217ZM39 217L42 221H46V220L52 221L55 219L56 214L54 213V210L52 208H46L44 210L40 208ZM154 217H152V218H154ZM148 219H150V220H148ZM177 222L179 224V225L177 224L178 227L177 226L173 227L172 223H177ZM23 223L24 222L21 223L20 229H22V227L25 226V223L24 224ZM9 227L11 229L12 227H14V225L13 224L9 225ZM64 236L67 240H72V241L75 239H83L86 242H90V241L100 239L99 236L98 237L94 236V234L89 230H82L79 232V234H75V235L74 234L73 235L67 234ZM50 238L52 239L51 236H50ZM183 240H185V242H183ZM223 241H228L227 242L228 249H230L231 251L222 250L221 245L224 244ZM64 243H66V241ZM188 243H191V249H187ZM103 246L107 247L106 242H103ZM110 249L111 250L112 249L117 250V248H114V247L110 248ZM44 250H46V249L42 248L40 250L39 254H44V252H45ZM194 258H195V261H194ZM192 260H193V262H192ZM90 262H91L90 264H94L93 263L94 259L92 258Z\"/></svg>", "mask_w": 264, "mask_h": 264}]
</instances>
